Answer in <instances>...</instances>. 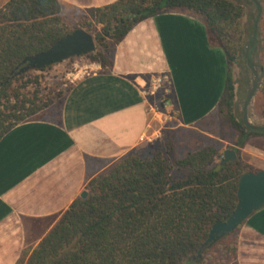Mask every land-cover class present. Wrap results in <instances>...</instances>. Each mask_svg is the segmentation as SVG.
<instances>
[{
	"label": "trees",
	"instance_id": "trees-1",
	"mask_svg": "<svg viewBox=\"0 0 264 264\" xmlns=\"http://www.w3.org/2000/svg\"><path fill=\"white\" fill-rule=\"evenodd\" d=\"M177 10L200 18L210 43L226 55V87L214 113L239 132L228 147L237 159L222 165L224 150L216 145L172 159L170 144H149L148 152L137 149L91 179L88 197H78L17 264H231L236 257V231L215 244L205 242L212 226L235 211L239 178L254 171L241 150L252 138L264 137V131L246 128L235 113L233 67L252 43L239 1L117 0L88 9L72 27L60 0H9L0 9V140L54 104L37 91L27 92L28 71L15 75L26 58L48 51L80 27L96 40V51L85 57L108 70L116 46L136 25Z\"/></svg>",
	"mask_w": 264,
	"mask_h": 264
},
{
	"label": "crops",
	"instance_id": "crops-1",
	"mask_svg": "<svg viewBox=\"0 0 264 264\" xmlns=\"http://www.w3.org/2000/svg\"><path fill=\"white\" fill-rule=\"evenodd\" d=\"M9 0H0V9ZM117 0H60L62 15H82ZM168 72L178 126L218 144L201 125L218 109L228 62L210 43L205 24L184 12L149 18L119 43L113 66L80 77L64 100L11 129L0 140V264H17L37 245L91 179L117 160L158 139L145 86ZM172 128V129H175ZM243 150V149H242ZM264 170V158L248 161ZM231 264H264V207L237 230Z\"/></svg>",
	"mask_w": 264,
	"mask_h": 264
},
{
	"label": "rangeland",
	"instance_id": "rangeland-1",
	"mask_svg": "<svg viewBox=\"0 0 264 264\" xmlns=\"http://www.w3.org/2000/svg\"><path fill=\"white\" fill-rule=\"evenodd\" d=\"M236 1H239L243 5L245 11L243 23L247 32L252 33L256 16L255 5L251 1ZM259 1L262 6V12L258 24L256 47L250 58V62L256 73L255 76L258 78L259 82L257 92L248 108L249 121L255 126L264 125V116L262 114V112H264V93L262 92L264 87V0ZM179 12L192 15L188 11L180 10ZM70 25L76 27L79 26V23H70ZM101 27V25H98V29H101ZM245 48L246 47H244V49ZM245 50L247 51V49ZM97 64L98 63L93 62L91 59L84 56L70 58L59 64L48 67L43 71L30 70L27 72L26 80H32V83L29 84L27 92L32 94L37 91L43 100L51 98L54 100V104H58L64 100L67 92L80 77L96 71ZM255 76L252 73V70L248 67V61L245 55L239 57L237 63L233 67V78L237 92L235 97V113L238 119L242 122L245 111V102L249 91L253 86ZM35 78H38V83L34 81ZM156 78L161 81H158L155 85L154 81L157 80ZM144 91L147 94L146 99L148 104L155 108L154 111L156 115L153 112L150 114L153 118V129L156 128L159 136L158 139L154 140L151 144L156 146L158 144L164 146L170 144L169 146L172 147V152L169 154V159L183 157L188 152L196 151L210 145L219 146V149L222 151L224 150V152L228 147L234 146L239 136V132L232 127L229 121L222 119L217 113H213L201 125V128L211 131L214 135L221 137L224 142H218V144H216L215 141L207 139V137L200 135L199 133L192 134L184 129L178 127L175 128L178 126L179 118L176 110L171 107L172 87L168 72L153 76L150 82L145 86ZM141 148L146 152L150 150L148 145H144ZM241 155L242 159L246 162L253 155H255L256 158H264V137L252 138L243 150H241Z\"/></svg>",
	"mask_w": 264,
	"mask_h": 264
},
{
	"label": "water",
	"instance_id": "water-1",
	"mask_svg": "<svg viewBox=\"0 0 264 264\" xmlns=\"http://www.w3.org/2000/svg\"><path fill=\"white\" fill-rule=\"evenodd\" d=\"M254 3L256 16L252 29V43L246 46L245 57L248 61V67L256 75L254 67L250 62L253 50L256 47L258 24L261 17L262 6L259 0H249ZM96 51V40L92 34L83 28H77L65 37L57 41L48 51L42 52L24 60V67L15 75L30 71L42 70L53 65L59 64L73 57H84ZM258 78L255 80L245 102V111L243 116V124L246 128L255 131H264L263 126L252 125L248 117V108L250 102L255 96L258 89ZM237 159V153L233 149L225 150L221 161L222 165L233 162ZM89 193L84 190L80 194V198L86 199ZM238 204L235 211L225 222H218L212 226L208 240L205 246L215 244L227 234L236 231L254 212L264 207V170L251 171L243 174L238 181Z\"/></svg>",
	"mask_w": 264,
	"mask_h": 264
},
{
	"label": "built area",
	"instance_id": "built-area-1",
	"mask_svg": "<svg viewBox=\"0 0 264 264\" xmlns=\"http://www.w3.org/2000/svg\"><path fill=\"white\" fill-rule=\"evenodd\" d=\"M157 79V78H156ZM168 79V78H167ZM158 81L160 82L161 80L160 79H157V80H155L154 81V83H155V85H156V83H158ZM144 95H145V97H146V92H144ZM147 107H148V111L150 112V113H154L155 114V108L152 106V105H150V104H148V102H147ZM156 115V114H155Z\"/></svg>",
	"mask_w": 264,
	"mask_h": 264
}]
</instances>
